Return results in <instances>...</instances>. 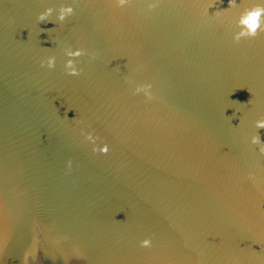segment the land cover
I'll list each match as a JSON object with an SVG mask.
<instances>
[{
  "label": "water",
  "instance_id": "water-1",
  "mask_svg": "<svg viewBox=\"0 0 264 264\" xmlns=\"http://www.w3.org/2000/svg\"><path fill=\"white\" fill-rule=\"evenodd\" d=\"M259 5L0 0V264H264V19L233 39Z\"/></svg>",
  "mask_w": 264,
  "mask_h": 264
},
{
  "label": "clouds",
  "instance_id": "clouds-1",
  "mask_svg": "<svg viewBox=\"0 0 264 264\" xmlns=\"http://www.w3.org/2000/svg\"><path fill=\"white\" fill-rule=\"evenodd\" d=\"M126 0H120V3H125ZM237 0H229V7L236 6ZM226 9H221L216 11V14H219L221 11H226ZM238 10V18L235 23L239 25H246L247 28H240V31H235L233 33V39L239 41L242 36H254L256 34L257 28L260 27V20L264 19V0H260V5L255 6L251 9L244 8ZM74 9L70 4L61 3L58 7H45L43 11H41L37 15L38 21H61L63 22L66 17L73 14ZM208 12V9L205 10ZM54 17V18H53ZM64 56L66 59L64 60V70L66 74L71 76L79 75L82 69H80L77 65L78 62L74 59L75 57H79L82 54V50L80 48H73L71 45H68L62 49ZM57 57L55 55H47L40 59L41 67H47L48 69H53L56 66ZM153 85L149 83L145 84H135V86L131 89L133 95H137L143 93V96L146 100L154 99V93L152 91ZM233 115H235L233 113ZM256 128H264V117L257 119L255 121ZM86 138L93 139L91 132L86 134ZM251 142L253 144H260L259 150L264 152V142L261 141L259 136H253L251 138ZM96 150L95 148L93 149ZM100 151L107 152L108 146L104 145ZM140 247L142 248H151L152 242L150 239L146 238L139 242ZM23 264H43V257L36 253L33 249H29L25 252L23 257Z\"/></svg>",
  "mask_w": 264,
  "mask_h": 264
}]
</instances>
